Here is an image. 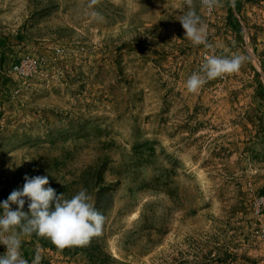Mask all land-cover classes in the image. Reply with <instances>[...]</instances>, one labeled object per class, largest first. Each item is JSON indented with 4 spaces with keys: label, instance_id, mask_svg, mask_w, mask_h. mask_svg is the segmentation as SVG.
Segmentation results:
<instances>
[{
    "label": "rangeland",
    "instance_id": "1",
    "mask_svg": "<svg viewBox=\"0 0 264 264\" xmlns=\"http://www.w3.org/2000/svg\"><path fill=\"white\" fill-rule=\"evenodd\" d=\"M212 4L0 0V200L48 176L105 216L81 246L21 234L29 264H264V0ZM211 55L244 60L189 92Z\"/></svg>",
    "mask_w": 264,
    "mask_h": 264
},
{
    "label": "clouds",
    "instance_id": "2",
    "mask_svg": "<svg viewBox=\"0 0 264 264\" xmlns=\"http://www.w3.org/2000/svg\"><path fill=\"white\" fill-rule=\"evenodd\" d=\"M211 8L212 0H204ZM235 3V0H232ZM98 15V14H97ZM186 36L196 45L207 44V28L194 8H190L179 19ZM243 56H217L206 58L202 73L188 77L189 92H197L208 79L222 77L240 70ZM27 200L28 211H24ZM12 205H17L13 209ZM0 244L6 251L0 253V264H29L24 258L21 234L47 237L59 249L87 244L94 236L102 233L105 216L93 202L87 188H81L70 199L49 185L48 176L24 175V184L11 191L6 199L0 200ZM19 226V231L17 227ZM43 257L36 252L31 264H41Z\"/></svg>",
    "mask_w": 264,
    "mask_h": 264
},
{
    "label": "bare ground",
    "instance_id": "3",
    "mask_svg": "<svg viewBox=\"0 0 264 264\" xmlns=\"http://www.w3.org/2000/svg\"><path fill=\"white\" fill-rule=\"evenodd\" d=\"M253 206L256 213L259 214L260 217H262V214L264 212V193L254 198ZM260 236L264 238V220L261 221Z\"/></svg>",
    "mask_w": 264,
    "mask_h": 264
},
{
    "label": "trees",
    "instance_id": "4",
    "mask_svg": "<svg viewBox=\"0 0 264 264\" xmlns=\"http://www.w3.org/2000/svg\"><path fill=\"white\" fill-rule=\"evenodd\" d=\"M237 21V20H236ZM238 29H239V27L238 26H236ZM262 192H264V186H263V188H262Z\"/></svg>",
    "mask_w": 264,
    "mask_h": 264
}]
</instances>
